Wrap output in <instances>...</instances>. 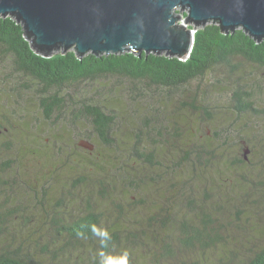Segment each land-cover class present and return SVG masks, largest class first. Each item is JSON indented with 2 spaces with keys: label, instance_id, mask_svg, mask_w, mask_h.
Listing matches in <instances>:
<instances>
[{
  "label": "rangeland",
  "instance_id": "rangeland-1",
  "mask_svg": "<svg viewBox=\"0 0 264 264\" xmlns=\"http://www.w3.org/2000/svg\"><path fill=\"white\" fill-rule=\"evenodd\" d=\"M178 12V22L181 23L183 11ZM10 63L9 56L0 59V166L8 165V169L0 175L10 179V187L0 191L2 250L24 259L44 260L48 264H100L101 252L115 257L127 252L128 264H180L181 261L193 260L224 264L228 253H218L221 246L212 249L213 253L205 250L202 255L197 251L185 252L178 244L179 252L172 259L158 256L163 253L164 244L171 243L174 249V239L180 233L177 229L165 233L157 223L158 219L168 217L177 223L185 220L199 225L200 212L212 213L221 219L225 229L223 234L226 233L228 239L225 248L234 252L235 264L264 246V114L259 115L260 118L236 115L229 108L224 93L215 95L213 99L210 92L207 99H201L202 106L207 105L212 114L211 118H207L199 110L195 112L191 107L183 109L179 106L175 91L169 93L148 88L144 83L137 86L119 77L96 78L58 88L61 94L50 89L49 98L65 99L63 94H67L78 100L85 96L88 101L93 100L104 104L107 109H113V100L109 99L104 87L124 91L126 98L115 93L111 95V99L122 96L120 99L128 102L126 109H114L122 115L125 113L124 117L118 118L117 127L112 129L113 138L119 143L124 142L123 146L116 150L105 148L93 139L98 148L89 159L86 154L68 147L57 153V146L38 139V135L46 139L51 133V123L44 124L39 118L41 107L35 91L41 87L15 72L12 77L15 83L5 80ZM251 74L264 79V72L261 74L259 70L252 69ZM216 79L222 84L227 81L219 71H209L204 78L192 81L186 88L192 91L198 84L204 88ZM20 85L26 87L22 89ZM100 91L102 95L93 96ZM144 92L150 97L144 98ZM129 98L134 99L126 101ZM260 98V107L264 109V95ZM150 103L160 110L154 114L157 121L175 120L181 129L180 135L192 133L200 140L204 136L212 139L209 149L215 150V159L208 171L195 178L188 191L169 199L166 197L175 190L166 193L169 187L167 180L148 183L144 188L147 201L143 205L134 200L132 191L126 189L119 191L115 188V193L112 189L111 195L102 199L97 193L96 183L105 180L106 174L114 173L118 156L124 157L129 152L135 138L130 130L144 127L141 118L150 116ZM67 106L71 107L70 104ZM173 114L175 117L171 119ZM68 119L64 111L52 112V120L56 121L63 137L72 145ZM79 120L76 122L79 131H91L83 117ZM37 130L44 133L37 134ZM213 131L221 137L220 140ZM142 138L145 139L143 135ZM222 140L226 142L219 147ZM7 143L8 146L5 145ZM239 145L245 146V163L234 165ZM219 153L222 156H218ZM136 164V161L126 160L122 167L129 171ZM183 168L191 170L187 163ZM145 171L140 168L137 173ZM80 174L88 177V189L86 182L73 181ZM144 180L147 181V178ZM88 205L93 212L99 213L98 228L106 229L116 242L102 247L95 236L91 240H75L64 232L62 225L88 213ZM189 205L196 208L189 209Z\"/></svg>",
  "mask_w": 264,
  "mask_h": 264
},
{
  "label": "trees",
  "instance_id": "trees-1",
  "mask_svg": "<svg viewBox=\"0 0 264 264\" xmlns=\"http://www.w3.org/2000/svg\"><path fill=\"white\" fill-rule=\"evenodd\" d=\"M182 16L185 19V12ZM187 28L195 29L193 35V47L189 57L185 60H179L165 53L146 54L144 52L136 53L127 51L119 54H92L87 53L80 57L74 49L63 52L62 49L53 50L50 56H42V52L36 53L31 47V38H29L22 30L21 24L17 23L14 17H0V59L9 56L10 66L5 72V80L15 83L12 80L14 72L19 76H24L34 81L41 88L36 90V99L41 107V122L44 124L51 123V133L47 134L44 143H48L58 147L57 153H62L65 148H71L75 152L84 153L91 158L96 154L97 148L93 139L102 147L116 150L123 146L124 142L119 143L113 138V127H117L118 118L124 117L114 109H126L125 100L111 99L112 94L123 95L124 91L119 92L112 88L104 87L110 100H113V109H107L102 103L96 101H88V98L82 96L80 99L73 98L71 95L63 94L65 99L58 97L49 98V90H55L58 94L61 92L58 88H64L67 85L81 83L96 78L119 77L137 85L144 83L148 88L154 87L158 90L171 93H178L179 106L191 107L195 112L200 111L207 118H211L212 114L207 105L202 106L201 99H207V93H211L212 98L215 95H225L229 108L236 115H248L260 118L264 114V109L260 107V97L264 94V79L251 74V70H259L264 72V40H256L249 36L242 28L234 30L222 31L219 24L214 21L207 22L205 25L193 26L189 24ZM219 71L226 77V83L216 79L211 85L201 88L198 84L194 90L189 91L186 86L195 80L204 78L207 72ZM12 72V73H11ZM17 85V84H16ZM19 85V84H18ZM221 87H219V86ZM25 88V85H20ZM71 93V92H70ZM102 95L101 91L97 93ZM144 98H149V94L142 93ZM134 98L126 99L131 101ZM146 100V99H144ZM68 101L71 105L67 106ZM42 107L44 110L42 111ZM165 105L163 106V108ZM104 108L105 110H103ZM150 116L141 118L144 127H136L133 131L134 141L129 146V152L124 157L118 156L115 172L106 174L105 180L97 182V193L106 199L110 196L112 189L119 191H132V197L141 205L147 201V195L144 188L150 182L159 183L167 180L169 187L167 192L173 194L166 199L173 197L175 194H181L188 191L191 184L198 175L208 171L213 159H215L214 149L210 150L213 144L212 139L204 136L202 140L192 133H184L180 135L181 129L174 121H157L155 113L160 111L150 103ZM196 109V110H195ZM62 112L68 116V129L72 130V145L65 140L63 133L60 131L56 121L52 120L53 111ZM117 114H116V113ZM118 115V116H117ZM170 115L171 119L174 116ZM83 117L90 127L79 131L76 122ZM155 119L154 123L153 120ZM206 120V119H204ZM82 120H79V122ZM70 123V124H69ZM60 125L62 123H59ZM1 129V126H0ZM37 130V134H43ZM217 139L221 137L213 131ZM142 135L145 139L142 138ZM203 135V133H202ZM157 137V138H156ZM85 139L95 144L92 151H88L78 146V141ZM226 140L219 143L223 146ZM128 143V142H127ZM8 146V143L5 144ZM239 155L235 156L234 165L245 163L246 149L244 145L238 146ZM71 154V152H69ZM218 156H222L221 153ZM127 161H136L135 168L129 171L122 167ZM187 163L191 170L184 169ZM8 164V163H7ZM145 169V172L137 173L138 169ZM8 169V165L0 166V172ZM207 169V170H206ZM141 174V175H140ZM145 174V175H144ZM87 178V179H86ZM147 178V181L144 180ZM159 178V179H156ZM14 181V180H13ZM75 183L79 181L85 183L86 187L90 185L88 177L78 175L73 180ZM113 185V187H112ZM10 187V179L0 175V191ZM88 189V187H87ZM219 207V206H218ZM218 207L216 210H218ZM88 213L79 217L77 220L62 225L64 232L72 239H84L77 236V232H83L87 240L93 239L90 228L92 225L98 227L99 213L93 212L91 205H88ZM187 208L193 209L195 206L189 205ZM202 208V207H200ZM199 225L193 222L181 220L179 223L168 217L158 219L157 223L165 233L169 230L172 232L177 229L180 232L174 239V249L171 243L162 245L163 253L158 255L162 258L176 255L179 252L177 245L181 250L197 251L205 254V250H215L219 246V252L228 253L224 264H235L233 251L228 252L225 248L227 235L221 219L212 213L200 212ZM152 220H155L152 218ZM1 230V228H0ZM116 242L115 238L108 241V244ZM106 250V249H105ZM207 251V252H208ZM204 252V253H203ZM201 255V256H202ZM0 264H48L44 260L36 261L32 258H22L19 255L2 250L0 247ZM174 264V263H169ZM180 264H209L200 263L198 260L189 262L181 261ZM239 264H264V246L253 252L250 256L245 257Z\"/></svg>",
  "mask_w": 264,
  "mask_h": 264
},
{
  "label": "water",
  "instance_id": "water-1",
  "mask_svg": "<svg viewBox=\"0 0 264 264\" xmlns=\"http://www.w3.org/2000/svg\"><path fill=\"white\" fill-rule=\"evenodd\" d=\"M177 10L185 12V24ZM8 16L44 57L74 49L80 57L134 51L185 60L195 32L187 26L210 21L224 32L242 28L264 40V0H0V17ZM77 144L94 149L85 139Z\"/></svg>",
  "mask_w": 264,
  "mask_h": 264
},
{
  "label": "clouds",
  "instance_id": "clouds-1",
  "mask_svg": "<svg viewBox=\"0 0 264 264\" xmlns=\"http://www.w3.org/2000/svg\"><path fill=\"white\" fill-rule=\"evenodd\" d=\"M90 230L95 237L99 238L101 246L107 247L108 241H110L111 239L109 232L106 229L98 228L95 225H92ZM77 236L86 239L83 232L78 231ZM100 257V264H128L129 254L127 252H124L119 257H115L112 255H106L104 252H101Z\"/></svg>",
  "mask_w": 264,
  "mask_h": 264
},
{
  "label": "built area",
  "instance_id": "built-area-1",
  "mask_svg": "<svg viewBox=\"0 0 264 264\" xmlns=\"http://www.w3.org/2000/svg\"><path fill=\"white\" fill-rule=\"evenodd\" d=\"M177 11H178V10H177ZM177 14H179V13H177ZM183 21H184V17L182 16L181 24H185V23H183Z\"/></svg>",
  "mask_w": 264,
  "mask_h": 264
}]
</instances>
